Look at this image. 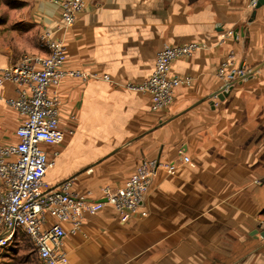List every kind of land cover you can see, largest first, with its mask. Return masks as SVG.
<instances>
[{"label":"crops","instance_id":"obj_1","mask_svg":"<svg viewBox=\"0 0 264 264\" xmlns=\"http://www.w3.org/2000/svg\"><path fill=\"white\" fill-rule=\"evenodd\" d=\"M254 10L251 0H98L66 30L50 0L0 16V79L47 52L45 30L63 39L66 69L95 75L66 77L58 89L60 123L74 133L43 145L54 160L49 185L74 178L77 193L97 199L144 158L177 166L158 173L130 217L110 206L85 215L81 232L63 241L70 264H264V65L223 100L217 75L230 54L248 73L264 63V3L251 20ZM193 41L205 45L170 70L192 84L152 111L150 96L130 85L151 75L157 51ZM16 96L13 83H0V144L19 141L23 118L8 104Z\"/></svg>","mask_w":264,"mask_h":264},{"label":"built area","instance_id":"obj_2","mask_svg":"<svg viewBox=\"0 0 264 264\" xmlns=\"http://www.w3.org/2000/svg\"><path fill=\"white\" fill-rule=\"evenodd\" d=\"M50 1L59 10V29L66 30L75 24L80 12L98 0ZM251 5L255 7L256 0H251ZM41 38L47 48L43 56L24 57L1 71L0 83L9 81L17 88V96L9 99L8 104L23 119L16 130L19 141L0 144V253L20 230L43 264H70L63 241L69 233L81 232L85 215H95L103 207L110 206L120 216L130 217L143 206L158 173L164 170L173 174L177 166L159 158H144L122 185L103 188L97 199L91 197L90 191L77 193L74 178L49 185L44 177L54 160L43 145L64 144L74 133L60 123L58 89L66 77L86 80L95 75L65 68L67 54L62 38L48 30ZM204 45L193 41L163 47L156 53L151 75L140 84L130 85L131 88L150 96L152 111L164 110L173 102L178 87L190 86L193 82L189 75L171 74L173 63L190 57ZM247 73L243 67H234L232 54L217 71L226 84ZM103 77L109 80L108 75ZM71 120L74 121L75 116H71ZM182 162L189 163V156L183 155Z\"/></svg>","mask_w":264,"mask_h":264},{"label":"rangeland","instance_id":"obj_3","mask_svg":"<svg viewBox=\"0 0 264 264\" xmlns=\"http://www.w3.org/2000/svg\"><path fill=\"white\" fill-rule=\"evenodd\" d=\"M27 0H0V16L13 6L25 5ZM0 264H43L37 257L33 245L22 231L0 253Z\"/></svg>","mask_w":264,"mask_h":264},{"label":"water","instance_id":"obj_4","mask_svg":"<svg viewBox=\"0 0 264 264\" xmlns=\"http://www.w3.org/2000/svg\"><path fill=\"white\" fill-rule=\"evenodd\" d=\"M263 3H264V0H256L255 10H254L253 13H252L251 20L254 19L255 14H256V10H257L259 7H261ZM263 65H264V63L261 64V65H259L258 68L254 69V70H251L249 73L245 74L244 76L239 77V78L235 79L234 81H232V82L226 84L225 87H224L223 90H222L223 92H221L220 94H218V98H219L220 100H223V99L228 95L226 91L231 90L232 87H233V85H234V83H235L237 80H240V79L246 78L247 76H251V75L253 74L254 71H256L257 69H259V68H260L261 66H263ZM103 201H104V200H103ZM262 235L264 236V232L262 233Z\"/></svg>","mask_w":264,"mask_h":264}]
</instances>
